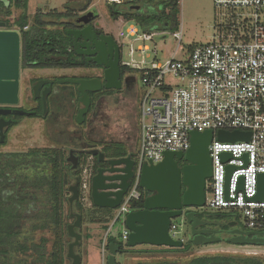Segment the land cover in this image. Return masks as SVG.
Masks as SVG:
<instances>
[{
	"label": "built area",
	"instance_id": "1",
	"mask_svg": "<svg viewBox=\"0 0 264 264\" xmlns=\"http://www.w3.org/2000/svg\"><path fill=\"white\" fill-rule=\"evenodd\" d=\"M213 4L222 12V19L215 26V39L186 47L182 59H176L181 31L172 34L177 45L163 63H137L135 53L143 55L149 48L127 45L130 61L122 64L142 71L144 91L139 102L134 177L116 209L114 222L124 224L130 203L141 197L139 177L143 164L161 162L166 152H185L191 132L211 130V177L204 209L237 212L247 230L264 232V201L253 200L258 177L264 174V0H213ZM154 36L129 23L118 33L125 42H147ZM167 78L170 81L166 82ZM218 131L249 133L250 137L248 141L221 142L216 137ZM222 154L230 157L223 160ZM228 166L233 171L226 192ZM89 179L90 174L86 173L81 178L82 202L89 198ZM178 228L172 222L169 232L173 238ZM121 237L127 243L125 228Z\"/></svg>",
	"mask_w": 264,
	"mask_h": 264
},
{
	"label": "trees",
	"instance_id": "2",
	"mask_svg": "<svg viewBox=\"0 0 264 264\" xmlns=\"http://www.w3.org/2000/svg\"><path fill=\"white\" fill-rule=\"evenodd\" d=\"M8 1V7L3 8L1 15L7 17L4 21L8 27L19 30L20 62L23 68L73 69L95 66L75 54L72 38L67 34V31L74 28L71 20L78 12L85 11L90 6V0H86V3L78 8L66 5L64 12L37 11L30 25L27 15L28 0ZM136 6L139 7L138 10H135ZM11 8L20 10L21 13L11 19ZM107 9L113 21L119 18L134 21L144 33L164 30V26H167L171 32L177 29V0H122L120 3L107 4ZM94 18H97L96 14ZM53 26L56 28H52ZM25 27L27 29H24ZM134 72L142 74L140 70L120 64L121 78ZM33 81L35 79L31 80ZM79 96V94H70L75 102ZM89 97L91 112L99 100L94 99L92 95ZM49 101L50 99L47 100V105ZM42 108L40 102L36 117H40ZM22 119H24L22 116H17L13 125H18ZM100 152L107 159L135 155L134 150H126L124 144L115 142L102 144ZM85 155L90 156V152ZM94 162L95 172L99 166L97 158H94ZM81 172L79 166L72 169L65 151L61 149L34 148L27 152H0V264H64V260L67 259V248L71 243L67 227L75 220L70 218L71 212L80 215L81 226L85 220H89L91 223H101L103 230H107L108 223L113 218L112 210L96 208L92 204L91 208L85 209L80 189ZM76 180L79 181V197L70 207L69 187L74 185ZM139 190L141 197L130 203L131 210H139L143 207V198L146 193L140 187ZM196 215L202 218L205 213ZM207 217L209 220L238 223L240 221L238 213L234 211L212 212ZM64 218L70 222H64ZM47 230L55 235L50 251L46 248L47 239L41 238L38 243L34 242V233ZM77 232L81 233L80 228ZM109 244L118 247V255L185 253L193 246L188 241L181 248L160 247L155 250H136L128 247L127 243H123L121 230L108 233L104 245L107 251ZM28 254L32 255L31 260L27 258ZM137 264L176 263L162 260ZM185 264H264V258L210 254L194 257Z\"/></svg>",
	"mask_w": 264,
	"mask_h": 264
},
{
	"label": "water",
	"instance_id": "3",
	"mask_svg": "<svg viewBox=\"0 0 264 264\" xmlns=\"http://www.w3.org/2000/svg\"><path fill=\"white\" fill-rule=\"evenodd\" d=\"M92 14L88 13L80 18L78 23H88ZM3 27V24H0ZM77 55L85 56L87 62H92L97 67H103L104 89H120V72L118 54L113 56L114 40L111 36H100L97 40L91 26L80 30H69ZM19 69H20V35L17 31H0V106H16L19 93ZM61 84L69 83L77 85L80 94L79 103L81 108L78 111L76 122L81 124L88 112L90 99L86 92L97 91L101 88L97 79H65L59 81ZM49 84V81H38L32 86L34 98L41 96L43 112L46 114L47 100L50 89L46 87L40 93V88ZM13 113L17 116L29 117L34 113L23 110H0V114ZM0 119V144L3 143V134ZM10 121L6 122V126ZM4 125V126H5ZM218 141L234 142L238 140H249V133L218 131ZM213 139L211 130L201 133L191 132L189 148L185 152H166L163 160L157 164L147 162L143 164L139 187L145 191L143 207L139 210H130L124 218V228L128 231L127 246L130 248L148 245L152 247L181 248L182 240L174 239L170 234V226L173 220L179 218L182 223L190 226L188 238L194 246L209 245L222 242L221 237H216V231L199 229L200 227L212 225L200 220L195 210L203 209L205 206V180L211 177V160L208 147ZM90 154L97 157L98 166L89 179V199L93 206L100 209L116 210L122 202L123 196L127 193L131 180L134 177L133 155L123 158H105V155L98 149L90 151ZM230 156L222 154L226 160ZM67 161L71 163L72 169H76L78 158L69 152ZM179 162L185 163L180 167ZM233 171L231 166L226 168V192L228 178ZM241 186V181H240ZM70 207L79 197V181L69 187ZM254 201H264V174L258 177L257 194ZM74 222L68 225V235L73 240L67 248V259L71 264H81V256L75 253L79 246L81 234L77 230L81 226L79 214L70 213ZM233 227L228 232L232 238L225 242L233 245L243 246H264V232L244 231L237 227L236 222H229ZM118 247L113 244L108 246L107 264H117L115 256Z\"/></svg>",
	"mask_w": 264,
	"mask_h": 264
},
{
	"label": "rangeland",
	"instance_id": "4",
	"mask_svg": "<svg viewBox=\"0 0 264 264\" xmlns=\"http://www.w3.org/2000/svg\"><path fill=\"white\" fill-rule=\"evenodd\" d=\"M86 3V0H28L27 14H29V22L32 23L34 13L37 11H59L64 12L66 5L78 8ZM89 11L96 14L95 26L101 28L104 32L117 37V34L122 30L121 20L113 21L110 18L107 3L105 0H90ZM178 14L176 16L177 29L181 30V47L176 59H182L185 55L184 49L190 45L208 44L215 39L216 24L222 19V12L214 7L213 0H177ZM12 10L11 19L18 16L20 10ZM81 13V12H78ZM83 13V12H82ZM82 16H77L71 21L78 22ZM164 31H156L157 34L151 41L133 42L132 46L136 49L138 46H147L149 51L143 55L138 51L134 55L135 61L138 63L144 60L149 66L150 62L163 63L170 58L174 52L177 42L172 36L167 26H164ZM19 31V30H18ZM165 35H158V33ZM122 43V39L120 38ZM123 61H130L127 56L128 47L123 44L122 47ZM154 56L156 58L154 59ZM84 71L80 69H25L21 66L19 69V93L17 107L28 109L35 106V102L31 98L30 79L61 77L72 79L84 75ZM126 89L116 95L105 96L98 101L95 108L86 116L85 123L78 124L74 115L76 114L77 105L73 97L58 91L57 94L51 97L49 105H47L46 118L25 117L18 125L13 127L8 133L7 142L0 146V152H27L31 149H61L68 156L69 150L77 151L83 147L97 148L101 150V145L115 142L119 144L131 145V149L136 151L135 139L139 123V102L144 91L141 82L140 72H134L131 75L125 76ZM170 81L169 78L166 82ZM174 82V80H172ZM68 85V84H66ZM60 87L59 83L56 85ZM70 86V84L68 85ZM56 87V88H57ZM48 103V102H47ZM79 107V106H78ZM49 108V109H48ZM100 146V147H99ZM92 161L88 160L91 166ZM85 164V162H83ZM208 185V184H207ZM208 197V195L206 196ZM86 206L90 205V201L83 202ZM111 217L114 218L115 210ZM207 213H212L208 210L201 209ZM112 218L109 226L113 233L122 229L121 221H115ZM64 222H70L64 218ZM173 222L179 227L176 231L174 239L182 240L185 244L188 233L187 226L182 223V220L177 218ZM240 222L243 224L242 220ZM87 229L80 226V232L84 233ZM93 230V229H91ZM103 234V233H102ZM41 238L48 240L47 250H51V245L55 235L52 231H43L34 233V242L38 243ZM67 241V238H65ZM73 240L70 238V242ZM185 241V242H184ZM93 243V242H91ZM81 244V241H80ZM80 246V245H79ZM76 247L77 254L83 251L80 247ZM150 248V247H149ZM233 249L229 253L225 250ZM206 251H213L207 255H235V256H257L264 258V246H243L233 245L225 241L210 245L191 246L185 252H168L162 254L143 255L135 259V255H116V262L119 264H136L139 262H155L169 261L176 264H185L194 257L205 254ZM100 254L91 260V264H107L109 252L100 248ZM31 260L32 255H26ZM86 255H82L81 264H87ZM85 262L83 263V261ZM138 260V261H137ZM137 261V262H136ZM64 264H71V260H64Z\"/></svg>",
	"mask_w": 264,
	"mask_h": 264
},
{
	"label": "flooded vegetation",
	"instance_id": "5",
	"mask_svg": "<svg viewBox=\"0 0 264 264\" xmlns=\"http://www.w3.org/2000/svg\"><path fill=\"white\" fill-rule=\"evenodd\" d=\"M8 5H9V1L8 0H0V24H3V27H0V31L1 30L2 31H10V30L16 31V30L11 29L10 27H8L7 23L4 21L7 17L1 15V13L4 11L3 8L4 7H8ZM11 9H13V8H11ZM82 12L76 14V17L77 16H84V15L90 13L91 11H89V7H88L85 11H82ZM12 13L13 12L11 10V16H12ZM94 15H95V13L92 14V19L88 23L86 22L84 24H80L78 22H74L73 21L72 23L74 25V28L72 30H80V29H83L84 27H86V26L89 25V26L92 27L93 33L95 34L97 40L100 38V36H111L113 38V40H114V43H115V47L113 48V56H112V59L114 60V58H115V52H117V54H118L119 72H120V64L123 61L122 60V54H123L122 46L117 42V40H116V38H115L114 35H112V34L110 35V34L104 32L101 28L95 26L94 23H95L96 18H94ZM52 28H56V26H53ZM72 44H73V40H72ZM73 50L75 52L74 45H73ZM75 54H76V52H75ZM77 56L83 58L85 60V62H87L85 56H81V55H77ZM87 63L90 64L92 62H87ZM59 69H63V68H59ZM64 69H67V68H64ZM73 69H80L81 71H84V73H85L82 76L72 78L74 80H77V79H84V80L97 79L100 82L101 88L99 90H97V91H91V92L90 91L86 92L87 95H88V97H89V95H92L94 99L101 100L105 96L116 95L117 93H120L121 91H123L124 89H126L125 88L126 87V84H125V81H124L126 75L123 78H121V75H120V78H119V81L121 82V88L120 89H118V90H116V89L106 90L103 87V85H104V81H103V71H104V68L103 67L94 66V67L73 68ZM31 80L32 79H30L29 87H30V92H31V98L35 102V106L34 107H30L28 109H25V108H22V107H17V105L16 106H0V110H10V111L23 110V111H26V112L34 113L33 115H30L29 117H36V116H38L37 109L40 106V102L42 103V100H41V96H38L37 98H34V94H33V91H32V86L35 83H37L38 81H49V84L44 85L43 87L40 88V93L43 90H45L46 87L50 89L49 94L46 97V100L51 99V97L54 96L55 94H57L58 91H62L65 94H68V95H70V94H79L78 91H77V85L70 84V86H68L69 83L61 84L59 82L61 80H65V77L64 78H61V77H50V78H46V79L45 78H38V79L36 78L35 81H33V82H31ZM59 83L61 84V86L60 87H57L56 85H58ZM66 84H68V85H66ZM79 98H80V96L77 98V102H75L76 105H77L76 114L74 115L75 118L77 117L78 111L81 108V105L79 103ZM89 99H90V97H89ZM42 107H43V105H42ZM90 108H91V101H90V106H89L88 112L84 116L83 123H85V121H86V116H87V114H89ZM42 112H43V108H42ZM42 112L40 113V117L39 118H44L45 119L47 117L46 116L47 109H46V114L44 116L42 115ZM16 117H17V115H14L13 113L0 114V119L3 120V122L1 123V126H3L2 127V130H1V132L3 134V143L0 144V146L4 145L7 142L8 133L11 131V129L13 127H15L13 125V123H14ZM22 117L25 118V116H22ZM8 121H10V124L6 126L5 124ZM94 149H97V148L87 149V147H83V149H81V150H77L75 152L73 151V154L78 158V165H77V167L79 166V168H81V170H82L80 179L82 178V176H83L84 173L92 175L93 172H94V169H93L94 168V165H95L94 158H97V157H94L91 154H90V156H86L85 155L86 153H89L91 150H94ZM70 151L71 150H69V152ZM69 152H68V155H69ZM67 158H68V156H67ZM89 158L92 161L91 162L92 163L91 166L88 164ZM83 162H85V164H83ZM178 164H179L180 167H182V166L185 165V163H183V162H179ZM99 165H101V164H99ZM207 184H208V179L205 180V194H206ZM195 212H196V214L197 213H205V215L202 218H199V217L198 218L200 220H202V221H205L207 223H211L212 224V225H209V226L200 227L199 229L205 228V229H209V230L216 231L217 234L215 236L216 237H221L222 241H225L227 238H232L233 237L232 235H228V232L231 229H233V227H229L227 225L229 223V221L227 222V221H219V220H209L208 217H207V215H209V213H207L205 211H201V209H197V210H195ZM236 223H237V227H239L240 229H242L244 231H249V230H247L244 227V225L240 221H239V223L238 222H236ZM225 225H226V227H224ZM186 226L188 228V233H187L186 240H185L186 242L184 241L185 244L188 241L191 242V239L188 238L189 233H190V226L189 225H186Z\"/></svg>",
	"mask_w": 264,
	"mask_h": 264
},
{
	"label": "crops",
	"instance_id": "6",
	"mask_svg": "<svg viewBox=\"0 0 264 264\" xmlns=\"http://www.w3.org/2000/svg\"><path fill=\"white\" fill-rule=\"evenodd\" d=\"M105 2H106V0H105ZM107 3V2H106ZM107 4H109V3H107ZM139 9V7L138 6H136L135 7V10H138ZM145 10V9H144ZM47 12V11H46ZM48 12H50V11H48ZM59 12V11H58ZM36 13V12H35ZM34 13V14H35ZM78 14V13H77ZM27 15H29V14H27ZM29 17V16H28ZM120 20H121V24H122V27L124 26V25H126V24H133V25H135L138 29H139V31L140 32H142L141 31V29H140V27H139V25L136 23V22H134V21H127V20H124V19H122V18H119ZM117 21V20H116ZM31 23L29 22V25H30ZM50 28V27H49ZM25 29V28H24ZM27 29V28H26ZM17 31V30H16ZM161 31V30H160ZM164 30H162L161 32H163ZM181 31V30H180ZM180 31H175V32H172V34H174V33H177V32H180ZM18 32V31H17ZM142 33H144V32H142ZM151 33H153L154 35L155 34H157V32L156 31H151L150 33H145V34H151ZM158 35H165V33H158ZM116 40H117V42L120 44V45H122V43L123 42H125V41H123L122 43L120 42L121 40L118 38V34H117V37H116ZM133 42H131V40H128V41H126L124 44H126V45H129V44H132ZM123 47V46H122ZM122 62H124V61H122ZM158 63H160V62H158ZM130 68H133V67H130ZM134 69V68H133ZM127 75V74H126ZM129 75H131V74H129ZM140 78H141V74H140ZM33 80V79H32ZM139 114V113H138ZM139 117V116H138ZM139 123H138V128H137V135H136V139H135V146H136V151H137V148H138V142H139ZM124 147H125V149L126 150H131V145H127V144H124ZM135 151V152H136ZM88 201H90V199L88 198ZM84 206H85V209H88V208H91V202H90V205H88V206H86L85 204H84ZM113 212L114 211H111V215L113 214ZM115 212H116V210H115ZM115 215H116V213H115ZM115 215H114V217H115ZM114 219V218H113ZM109 224H110V222L108 223V228H107V230L106 231H104L103 230V228H102V224L101 223H91L89 220H85V222L82 224V227H85V229H87L86 231H85V233H84V239H83V233H80L81 234V250L83 251L81 254H80V256H81V260H82V255H86V258H87V264H91V260H93V258H95V257H97V255L99 254V255H101L100 254V248L102 247V248H104V245H105V242H106V237H107V235H108V233H111L112 232V230H111V227L109 226ZM121 226H122V229H121V231L124 229V225L121 223ZM91 229H93V230H91ZM103 233V234H102ZM91 242H93V243H91ZM210 245V244H209ZM204 246V245H203ZM150 247V248H149ZM134 249H136V250H155V249H158L157 247H152V246H148V245H140V246H136V247H133ZM104 250V249H103ZM230 251H233V249H230V250H225V253H229ZM213 251H206L205 252V254H203V255H207V254H209V253H212ZM126 255H129V254H126ZM132 255H135V259H138L140 256H145V255H153L152 253L150 254H132ZM86 258H85V260H86ZM85 260L83 261V263L85 262ZM138 261V260H137ZM136 261V262H137ZM139 262V261H138ZM143 262V261H142ZM100 264H102V260L100 261ZM137 264V263H136Z\"/></svg>",
	"mask_w": 264,
	"mask_h": 264
}]
</instances>
